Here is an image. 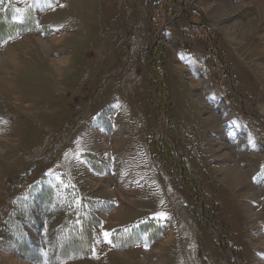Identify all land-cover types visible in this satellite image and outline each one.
Segmentation results:
<instances>
[{
  "label": "rangeland",
  "instance_id": "374dc122",
  "mask_svg": "<svg viewBox=\"0 0 264 264\" xmlns=\"http://www.w3.org/2000/svg\"><path fill=\"white\" fill-rule=\"evenodd\" d=\"M0 91V264H264V0H0Z\"/></svg>",
  "mask_w": 264,
  "mask_h": 264
},
{
  "label": "bare ground",
  "instance_id": "6f19581e",
  "mask_svg": "<svg viewBox=\"0 0 264 264\" xmlns=\"http://www.w3.org/2000/svg\"><path fill=\"white\" fill-rule=\"evenodd\" d=\"M233 177H234V176H233ZM227 178H228V180H229V176H228ZM234 178H235V177H234ZM235 181H237V178H235L234 182H235Z\"/></svg>",
  "mask_w": 264,
  "mask_h": 264
},
{
  "label": "crops",
  "instance_id": "0c3cea01",
  "mask_svg": "<svg viewBox=\"0 0 264 264\" xmlns=\"http://www.w3.org/2000/svg\"><path fill=\"white\" fill-rule=\"evenodd\" d=\"M0 93H3V92L0 91Z\"/></svg>",
  "mask_w": 264,
  "mask_h": 264
}]
</instances>
